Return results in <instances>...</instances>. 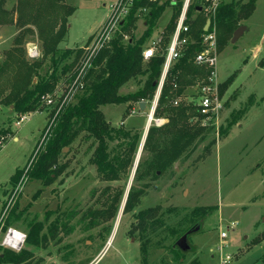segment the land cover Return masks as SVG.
<instances>
[{
    "label": "rangeland",
    "instance_id": "obj_1",
    "mask_svg": "<svg viewBox=\"0 0 264 264\" xmlns=\"http://www.w3.org/2000/svg\"><path fill=\"white\" fill-rule=\"evenodd\" d=\"M18 1L2 0L6 15L0 17V63L19 36L20 58H41L40 40L32 23H24L22 27L29 28L24 30L15 22ZM110 1L66 0L74 9L67 17L66 35L57 44L59 53L64 49L75 52L83 44H87L85 50L91 46L96 35L105 29ZM235 1L238 6L247 0ZM166 2L148 42L156 39L163 28L162 33L165 31L164 25L173 12L169 0ZM253 6L247 17L237 21L246 27L242 34L234 43L227 39L217 54L218 81L229 76L232 80L223 94V109L214 129L206 130L156 178H133L131 184L143 191L130 210L122 211L117 225L114 223L122 199L115 209L114 192L121 187L125 191L129 178L123 173L111 182L100 179L89 162L92 148L81 133L59 157V163L65 166L54 181L44 185L30 178L26 171L42 145V129L51 110L49 114L44 107L29 112L18 123L11 105L0 103V127L11 131L0 140V241L7 219L9 227L25 234L18 249L0 244V253L26 248L32 252L30 264H220L218 247L223 245V254L230 255L227 264H264V0H255ZM143 17H138L131 29L135 37L145 29ZM33 47L38 54L35 57L29 56ZM43 63L44 69L48 62ZM14 67L9 66L0 74L3 93L14 80ZM59 79L55 91L46 95L52 98V104L67 86L66 79ZM138 86L130 80L119 92ZM76 90L70 98L75 97ZM43 103L49 104L46 99ZM150 106L145 104L139 110L133 103V109L126 110V103H110L100 108L113 125L122 122L143 133ZM158 122L152 120L150 124ZM17 170L20 174L14 184L10 178ZM107 194L111 201L104 200ZM153 207L163 224L142 234L136 213ZM188 219L194 222L187 223ZM34 221L42 223L40 235L47 232L51 223L57 224V231L44 246L27 244L28 226ZM150 221L148 218L145 223ZM180 222L185 228L199 225L198 230L187 235L189 248L185 250L175 243L180 235L170 232ZM220 231H225L226 237L220 238ZM57 237L59 241H55ZM0 264L12 263L3 260Z\"/></svg>",
    "mask_w": 264,
    "mask_h": 264
},
{
    "label": "trees",
    "instance_id": "obj_2",
    "mask_svg": "<svg viewBox=\"0 0 264 264\" xmlns=\"http://www.w3.org/2000/svg\"><path fill=\"white\" fill-rule=\"evenodd\" d=\"M180 1L173 7V12L165 25V31L162 33L160 46L154 55L148 58H143V50L157 18L164 11L166 0H133L128 14L117 26L114 34L89 57L88 50L84 49L87 44L75 52L64 49L59 53L57 48L58 42L66 35L67 17L72 13L74 6L68 5L66 0L18 1L15 22L21 27L24 23H32L40 40L41 58L35 60H27L22 56L20 58L22 37L14 38L11 48L6 51L5 58L0 63V74L9 66L15 65V77L7 92L3 93L0 87V103L11 105V110L17 118L26 113L41 110L43 107L48 110V114L51 110V115L42 129L43 139L40 142L42 145L39 146L32 160V166L26 171L30 178L39 180L44 185L54 181L65 166V163H59V157L65 154L63 148L70 146L81 133V138L88 141L89 147L92 148L89 162L95 166L100 179L111 182L117 180L123 173L128 179L142 132H139L135 126H124L122 122L119 125H113L106 120L100 107L110 103H126V110H129L133 103L138 105L141 101L150 106L160 77L165 49L174 29V19L178 13ZM254 1L247 0L237 6L238 3L235 0H224L218 6L212 19L216 24L218 51L231 37L233 30L239 26L237 21L251 13ZM2 3L0 0V17L5 18L6 11ZM235 6L238 7L237 11ZM140 7L147 9L143 17L145 29L140 36L135 37L131 29H134ZM204 21L202 13L196 10V0H194L189 6L186 19L189 25L190 41L181 55L175 58L167 69L154 108L153 116L156 118L162 116L165 120L159 126L154 124L148 126L144 145L132 177L134 179H142L147 175L156 178L157 172L161 173L176 161L206 130L214 129V126L204 127L196 120H192L198 114L194 103L196 92L193 85L198 77H204L207 73V69L195 64L193 58L194 54L202 48L201 35L205 32ZM22 28L29 30L25 26ZM72 53L73 57L70 56ZM44 60L48 62V65H45L43 69ZM60 77L67 80V86L55 99V104L50 101L45 105L44 96L55 91ZM130 80H134L139 85L138 88L124 93L119 92L120 87ZM231 80L232 76H229L218 84L220 95L224 94ZM173 83L176 86H173ZM74 89H77L75 97L70 98V93ZM183 95H188L191 100L187 102L181 99L182 101L179 100L174 105L173 100ZM47 98L52 99L49 96ZM10 132L8 127H0V140L10 135ZM148 152H151V155L148 156ZM19 174L20 170L14 172L10 181L16 184ZM142 191L141 187L130 185L122 210L124 213L135 205ZM123 192L122 187L114 192L115 209L123 197ZM111 198L107 194L104 200L111 201ZM16 205L15 203L14 206L17 207ZM156 211V207H153L147 208L146 211L138 210L136 213L142 234H145L148 229L153 232L163 224L162 219L157 218ZM148 218H151V221L145 223ZM190 222H194V219H188L187 223ZM146 224H148L147 227ZM8 226L7 219L3 230ZM41 227L42 223L38 221L29 224L26 234L27 244L31 243L35 247L44 246L47 238L57 231V224L51 223L47 232L40 235ZM184 228L180 222L170 232L181 236L188 229ZM262 234L264 236V231ZM254 240L257 241L258 238ZM31 253L26 248H21L18 252L4 250L0 253V261L30 264L28 259ZM145 254L144 250L143 259Z\"/></svg>",
    "mask_w": 264,
    "mask_h": 264
},
{
    "label": "built area",
    "instance_id": "obj_3",
    "mask_svg": "<svg viewBox=\"0 0 264 264\" xmlns=\"http://www.w3.org/2000/svg\"><path fill=\"white\" fill-rule=\"evenodd\" d=\"M193 1L194 0H181L178 6V13L174 19V29L172 34L170 35V38L168 40L169 43L167 44L165 49L164 61L156 86L157 95L155 93L154 98L151 102V106H154V108L160 94V88L165 80L167 69L169 68L172 61H174L175 58L181 55L185 46L190 41V36L188 34L189 25H187L186 19L189 6L191 3H193ZM178 2L179 0H169V3H171L173 7L174 5H177ZM223 2L224 0H196V10L202 13L205 21L209 19L208 28L206 31L204 30L205 32L201 35L202 48L193 56L195 64L203 66L207 69V73L205 74L206 76L198 77L196 83L193 85L194 92H196L194 103L196 104L198 114L195 115L192 120H196L199 125H202L204 127L215 126L218 122L221 110L223 109V95H220V92L218 91V84L220 83V81H218L216 74V65L218 59L216 24H214L212 20L217 9L219 8L218 6ZM132 3L133 0H112L109 2V12L107 13V17L103 26L105 27V29L98 33V35H96L95 40L87 49L88 57L96 49L104 45V43L107 42L108 39H110L113 33L117 30V26L124 20L125 15L128 14L129 8ZM146 12L147 9L145 7H140V9H138L137 16L141 17V15H144ZM161 37L162 34H160L156 39H150L149 42H146L147 44L143 50V58H148L154 55V53L160 46ZM37 55V50L34 47L29 50V56L35 57ZM173 86H176V84L173 83ZM47 97L48 96H44V99H46L47 102L52 101V99ZM182 98L186 101L191 100L188 95L178 96L173 100V104L176 105L177 102ZM26 116L27 113L25 115H22L17 122L19 123V121H22ZM152 120L160 121L156 124L157 126L161 125V123L164 121L163 118H153ZM11 201L12 200L9 201V204L11 203ZM4 232L5 233L0 241V244L10 249H18L21 243L24 241L25 234L9 226L4 229ZM16 232L19 233V237L15 236ZM219 236L220 238L226 237V232L220 231ZM222 248L223 245H220L218 247V259L220 260V264H227L228 260L230 259V255L223 254Z\"/></svg>",
    "mask_w": 264,
    "mask_h": 264
},
{
    "label": "water",
    "instance_id": "obj_4",
    "mask_svg": "<svg viewBox=\"0 0 264 264\" xmlns=\"http://www.w3.org/2000/svg\"><path fill=\"white\" fill-rule=\"evenodd\" d=\"M209 23V19H207L206 21H205V26H204V30L206 31L207 30V28H208V24ZM246 27L244 26V25H239V26H237L234 30H233V32H232V35H231V37H230V40H231V42L232 43H234V42H236V39L242 34V32H243V30L245 29ZM156 95H157V90H156ZM144 106H145V102L143 101H141V102H139L138 103V109L139 110H143V108H144ZM150 111H149V113H148V117H147V119H146V121H145V124H144V131H143V133H142V135H141V138H140V141H139V146H138V149H137V151H136V154H135V156H134V163H133V165H132V168H131V171H130V174H129V180H128V183H127V185H126V188H125V191H124V196H123V198H122V201H121V203H120V206H119V211H118V213L119 212H122V209H123V206H124V203H125V201H126V198H127V192H128V190H129V187H130V184H131V182H132V177H133V174H134V171H135V168H136V166H137V164H138V159H139V156H140V154H141V151H142V148H143V143H144V139H145V136H146V134H147V131H148V126L150 125V118H151V116H152V114H153V112H154V106H150V109H149ZM67 147H64L63 148V150H65ZM118 215V214H117ZM198 228H199V225H198V223L196 224V225H193L192 227H190V228H188L186 231H184L182 234H181V236H179L177 239H176V241H175V243H176V245H177V247H179L180 249H188L189 248V244L187 243V235L189 234V233H191L192 231H195V230H198Z\"/></svg>",
    "mask_w": 264,
    "mask_h": 264
},
{
    "label": "bare ground",
    "instance_id": "obj_5",
    "mask_svg": "<svg viewBox=\"0 0 264 264\" xmlns=\"http://www.w3.org/2000/svg\"><path fill=\"white\" fill-rule=\"evenodd\" d=\"M147 117H148V115H147ZM152 119H153V116H151V118H150V122L152 121ZM121 214H122V212H119V213H118V215L116 216V219H115V223H114V224L117 225V223H118L119 220H120ZM114 227H115V226H114ZM18 235H19V233L16 232V233H15V236H16V237H19Z\"/></svg>",
    "mask_w": 264,
    "mask_h": 264
},
{
    "label": "crops",
    "instance_id": "obj_6",
    "mask_svg": "<svg viewBox=\"0 0 264 264\" xmlns=\"http://www.w3.org/2000/svg\"><path fill=\"white\" fill-rule=\"evenodd\" d=\"M173 7V6H172ZM106 17H107V15H106ZM105 20H106V18H105ZM104 20V21H105ZM143 24H144V22H142ZM167 23V22H166ZM166 23H165V25H166ZM165 25H164V27H165ZM164 29V28H163ZM163 29L159 32V34H158V36L160 35V34H162V31H163ZM158 32V31H157ZM93 33H91V35H92ZM91 37V36H90ZM153 39V38H152ZM83 46H85V44H83ZM82 46V47H83ZM127 91H130V90H127ZM131 109H133V108H131Z\"/></svg>",
    "mask_w": 264,
    "mask_h": 264
},
{
    "label": "flooded vegetation",
    "instance_id": "obj_7",
    "mask_svg": "<svg viewBox=\"0 0 264 264\" xmlns=\"http://www.w3.org/2000/svg\"><path fill=\"white\" fill-rule=\"evenodd\" d=\"M158 173V172H157ZM194 225H196V224H194ZM59 237H57V238H54L55 239V241H59V239H58Z\"/></svg>",
    "mask_w": 264,
    "mask_h": 264
}]
</instances>
